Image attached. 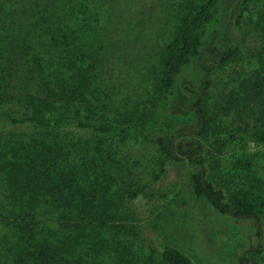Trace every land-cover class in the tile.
Segmentation results:
<instances>
[{
    "label": "rangeland",
    "instance_id": "rangeland-1",
    "mask_svg": "<svg viewBox=\"0 0 264 264\" xmlns=\"http://www.w3.org/2000/svg\"><path fill=\"white\" fill-rule=\"evenodd\" d=\"M90 1L82 2L80 15L85 24L88 22L86 28L91 27L92 37L78 41L66 62L65 74H72L83 92L77 94L75 106L110 122L142 121L152 127L153 139L158 134L171 138L178 152L201 144L213 185L226 192L235 189V181L228 176L229 155L239 146L228 140L219 152L217 139L224 141L241 130L249 141L253 128L262 124L259 116L264 115V93L253 95L249 85L260 68L258 53L264 52V0H246L233 10L238 0H223L228 9L196 59L198 69L211 80L204 102L211 122L208 139L195 133L199 122L189 106L197 89L191 70L178 89L180 101L164 108L157 98L161 58L179 29L183 0ZM10 2L0 0V94L9 102L6 110L17 114L29 102L56 98L43 83L34 56L46 59L53 51L56 63L63 46L52 47L42 25H33L27 35L25 28L35 19L15 16L19 9L4 7L9 8ZM95 9L97 13H92ZM96 28L101 30L100 36ZM229 38L237 52L223 61ZM203 64L210 72L201 68ZM232 98L237 106H230ZM2 124L0 166L15 156L17 139L29 141L42 135L28 123ZM157 150L154 141H131L122 151L112 144L107 153L95 155V163L78 151L91 167L82 170L86 178H64L67 168L58 164L48 169L58 178H38L44 173L37 168L31 171L36 178H32L30 191L0 190V256L20 248L33 250L49 241L63 250L72 264H163L165 245L188 255L193 264H241L240 255L246 251L251 264H264L263 254L256 253L261 240L257 220L223 214L205 196L196 195L192 185L196 170L189 160L169 161L163 178L153 182ZM135 181L148 187L132 202L126 198V190ZM257 213L264 226V209ZM109 215L118 217L123 225L121 234L114 236L99 227L100 220Z\"/></svg>",
    "mask_w": 264,
    "mask_h": 264
},
{
    "label": "trees",
    "instance_id": "trees-1",
    "mask_svg": "<svg viewBox=\"0 0 264 264\" xmlns=\"http://www.w3.org/2000/svg\"><path fill=\"white\" fill-rule=\"evenodd\" d=\"M11 6H4L7 9L16 7L17 15L27 16L30 22L27 26V35L34 27L42 25L49 35V43L52 47L63 46L58 62H53L54 52L49 51L48 58L40 59L36 56V69L42 74V81L50 87L56 98L29 102L25 110L15 114L12 110H6L8 103L6 96L0 94V118L4 121L2 125H18L28 123L35 129L42 132L39 137L29 141L17 139L15 156L0 166V190L30 191L33 187L30 172L38 169V178H58L57 174L49 172L53 166L64 164V178H86L82 172L85 168L91 167L87 162L78 156V151L85 152V157L95 163L97 153L105 154L113 144L119 151H122L131 141L146 143L154 141L158 146L154 155L155 173L153 182L163 178L166 173L168 162L189 160L195 166L192 175L193 191L198 196H205L209 202L221 213L236 218H255L257 220L258 234L260 236L259 246L256 253L263 254L264 260V226L258 219V211L264 209V115L259 116L262 124L253 128L249 141L241 130L231 134L224 141L217 139L220 144L219 152L226 146L228 140L235 141L238 149L229 155L228 176L235 181L236 188L225 191L217 188L210 181L205 165V155L201 144H193L188 150L178 152L173 145V140L164 135L156 138L151 137V126L142 121L136 123H119L103 120L93 114L83 113L75 106L78 99L77 94L83 95L81 88H78L73 80V75H66V65L69 51H73L74 45L86 36L92 37L91 27L86 28L82 14L83 3L86 0H10ZM88 3H90V0ZM246 0H238L232 9H239ZM184 14L180 26L168 43L166 51L162 55L160 68L161 76L156 86L157 98L162 107H169L172 103L181 100L178 89L182 84L183 77L189 70L192 71L191 78L196 87V93L191 98L192 109L196 112L199 126L195 131L196 135L206 139L209 136L211 122L204 109L207 90L211 86V80L207 74H203L196 63L205 46V41L210 32H216L223 13L228 7L223 0H183ZM1 5V4H0ZM8 12L6 9H4ZM3 11V9H0ZM97 13V9L92 13ZM13 13V12H9ZM39 13L40 16H34ZM34 16V17H33ZM37 19V20H36ZM21 21H23L21 19ZM24 22V21H23ZM100 36L101 30L96 28ZM26 32L23 31V36ZM231 38L227 41L225 55L222 60L231 59L237 52V46L232 45ZM58 49H56L57 51ZM38 53H40L37 50ZM41 54V53H40ZM260 68L251 78L249 85L253 95L260 96L264 93V52L258 53ZM76 57V56H75ZM78 59V57H76ZM39 59V60H38ZM21 69V63H18ZM206 72L210 67L201 65ZM48 74H47V73ZM51 75H54L52 78ZM86 81V77L83 79ZM81 87H84L82 81ZM3 95V94H2ZM6 95V94H4ZM230 106H237L235 98L231 99ZM5 114H2L4 111ZM229 113V110L227 111ZM6 115V116H5ZM168 127L172 124L168 119ZM1 128L0 130H4ZM20 160H17V159ZM12 160V161H11ZM10 161V162H9ZM15 161V165L11 163ZM24 161V162H23ZM50 165L45 167V164ZM11 165V166H10ZM260 168L263 175L258 171ZM90 171V170H88ZM260 172V173H261ZM136 178V177H133ZM248 181L247 186H245ZM15 186V188H14ZM148 184L140 181L132 183L126 190V198L136 202L145 191ZM35 202V201H33ZM101 227L111 235H119L123 232V225L119 223L118 217L109 215L103 217L99 222ZM15 241H18L15 239ZM57 243V242H56ZM58 245L59 242L57 243ZM16 246V245H15ZM247 252V251H246ZM245 252V253H246ZM245 253L240 255L241 264H251ZM163 264H193L191 258L171 245H165L161 253ZM0 264H72L63 255V250L54 247L49 241H43L33 250L19 249L9 255L0 256Z\"/></svg>",
    "mask_w": 264,
    "mask_h": 264
}]
</instances>
